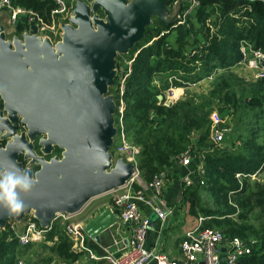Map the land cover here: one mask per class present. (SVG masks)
I'll return each mask as SVG.
<instances>
[{
    "label": "water",
    "instance_id": "obj_1",
    "mask_svg": "<svg viewBox=\"0 0 264 264\" xmlns=\"http://www.w3.org/2000/svg\"><path fill=\"white\" fill-rule=\"evenodd\" d=\"M90 1L75 0L54 45L35 25L11 39L0 25V229L26 214L47 226L55 213H78L131 175L133 165L122 157L113 163L111 153L116 57L142 39L154 15L163 23L176 18L162 16L163 0ZM18 121L26 127L20 134ZM38 135L45 153L56 146L61 155L38 157L31 143ZM115 221L105 207L83 228L99 241L102 233L111 238Z\"/></svg>",
    "mask_w": 264,
    "mask_h": 264
},
{
    "label": "trees",
    "instance_id": "obj_2",
    "mask_svg": "<svg viewBox=\"0 0 264 264\" xmlns=\"http://www.w3.org/2000/svg\"><path fill=\"white\" fill-rule=\"evenodd\" d=\"M10 3L32 9L45 18L55 6L53 0H10ZM177 21L155 20L146 27L141 42L135 44L131 52L129 50V59L133 60L122 95L124 124L128 139L140 146L137 163L141 177L148 182L159 170L176 167L175 157L189 145L194 146L197 161L198 151L203 149L205 181L201 185L196 181L182 189V199L189 202L192 214L207 216L202 227L219 228L228 237L238 236L244 240L250 246L248 264H264V222L258 228L247 223L248 205L241 199L247 190L260 195L256 201L264 218L263 184L249 180L264 168V143L257 142L254 136L246 141L243 152L208 150L210 145L205 140L210 111L201 113V110L209 103L201 105L195 99L163 103L165 91L172 83H194L241 62L242 42L264 51V0H199V5L183 23ZM20 26L23 27L19 23L17 27ZM115 83L116 87H109L108 91L114 93L117 104V77ZM213 84L216 89L210 96L217 95L230 108L241 104L234 85L225 75L217 74ZM250 93L249 102L243 100L242 103L257 107L253 114L261 117L262 122L256 131L264 130V78ZM195 132L199 133L193 139ZM237 172L243 174L240 179L235 176ZM206 183L213 199L210 205L203 203L200 197V189ZM237 204L243 211L237 209ZM251 238L256 242L252 243ZM45 242L52 243L49 250L56 255L68 261L76 259L77 254L70 250L71 242L58 222L46 233ZM20 248L23 247L6 222L0 229V264H18L17 249Z\"/></svg>",
    "mask_w": 264,
    "mask_h": 264
},
{
    "label": "built area",
    "instance_id": "obj_3",
    "mask_svg": "<svg viewBox=\"0 0 264 264\" xmlns=\"http://www.w3.org/2000/svg\"><path fill=\"white\" fill-rule=\"evenodd\" d=\"M83 1L91 2L90 0ZM182 1L184 2L183 8L175 19L178 20V23H183L187 15L199 5V0ZM53 2L55 6L46 18L32 9L13 6L10 0H0V11L7 13L8 24L15 25L21 18L26 20L28 27L20 34L28 32L30 26L35 25L36 35L43 39L48 38L54 45L61 40V23L67 22V18L71 16L75 0H72L71 6L67 0H53ZM103 16V13H99V17L103 18ZM239 50L242 53V60L247 61L249 66L258 69L257 77L264 78V51L253 48L247 42H242ZM132 60V58L128 59L125 65L117 62L118 68H115L119 98L114 113L116 133L113 140L114 152L117 156L112 160L114 163L117 157H122L125 162L131 163L133 168L130 177L124 184L109 191L112 194L111 201L106 205L115 215L116 221L131 225V231L125 244L114 252L107 249L101 255L94 253L88 244V240H93V237L84 230V223L72 219L76 213L65 212L55 213L47 226H41L38 221L34 220L32 214H26L21 221H16L20 224L18 227L10 226L14 231V237L21 247L44 242L46 233L52 228L54 222H58L62 225L63 233L71 242L70 250L74 253H85L91 261L100 262L98 264H150L152 261H155V264H221V247L223 245L227 247L226 264H235L241 256L250 253V246L238 236H226L219 228L202 227V222L205 219L202 215L198 217L195 225L184 232L179 243V258L169 257L158 249L146 247L149 219L144 214L143 208L154 213L161 222L168 219L171 210L167 205L165 189L171 167L159 170L148 182L141 177L137 163L140 146L128 139L124 124L125 103L122 95L125 89V79L131 72ZM181 92L183 93L182 90ZM166 95L168 100H163L164 104L176 102L181 96L176 94L171 86L166 90ZM159 99H162L161 95H159ZM208 118L210 138L213 143H220L224 132L230 128L221 126L223 117L216 112L210 113ZM17 126L25 127L21 123ZM194 155V146L189 145L175 157L176 164L186 167V171L179 178L185 187L196 181L201 185L205 181L203 156L199 153L197 161L194 160ZM242 175L241 172L235 174L238 179ZM18 264H22V261L19 260Z\"/></svg>",
    "mask_w": 264,
    "mask_h": 264
},
{
    "label": "rangeland",
    "instance_id": "obj_4",
    "mask_svg": "<svg viewBox=\"0 0 264 264\" xmlns=\"http://www.w3.org/2000/svg\"><path fill=\"white\" fill-rule=\"evenodd\" d=\"M69 5H72V0H67ZM163 12L161 13L163 17H166V19H172L175 17V13H179L181 11V8L184 4L182 0H163ZM179 6L181 7L180 10ZM179 11V12H178ZM101 14L102 12L99 11ZM173 18V19H174ZM159 20L158 15H154L152 17L151 24L155 21ZM150 24V25H151ZM0 25L2 26V30L5 33V36L11 39L13 35H20L21 33V26L20 27H14L13 25L7 23V17L4 11H0ZM141 40L138 42L140 43ZM137 44V43H136ZM132 49H130V52ZM129 52L118 54L116 57V69L118 68L117 64L125 65L126 61L129 59ZM118 62V63H117ZM258 69L255 67L249 66L247 61L241 60V62L236 63L232 67L226 70H220L214 74L212 77H206L203 78L197 82L194 83H186V82H180V84L175 85L172 83L170 85L174 90L176 94L181 95L179 99L176 101L182 100V99H195V101L201 103L203 105L204 102H208V105H205L204 108L201 110V113L208 112V114L216 112L219 115L223 117V123L221 126L229 127L230 129L226 132H224L223 139L220 143H213V141L210 138V135L208 133L207 140H205V143L209 144L210 147H207L208 150H214L217 152L222 151H230L233 153L243 152L244 145L248 139H251L255 136V139L257 142H260L261 144L264 143V130L263 128L259 131H256L258 127L261 126L262 118L261 117H255L253 112L257 109V107H249L244 106L242 101H246V103L249 102V98L251 97L250 91L257 86L258 81H260L261 77H257ZM217 74L219 75H225L226 78L229 79L230 83L234 85L235 92L237 96L239 97L241 104L237 105L236 107H228L227 104L218 98L217 95L210 96L209 93L211 91H214L216 88L213 84ZM115 83V80H114ZM112 84L110 87L113 89L116 87V83ZM169 86V87H170ZM183 91V93L181 92ZM108 93L114 95V93L111 91ZM203 97L204 99L201 100ZM159 98V96H158ZM167 101V95L165 91L164 95V101ZM175 103V102H173ZM245 103V102H244ZM25 127H18L16 129V132L20 134L21 132H24ZM199 132H195V134H192L193 139L197 138ZM41 135L36 136L34 140L31 141L33 151L37 154L38 157L49 159L51 156H60L61 150L54 146L50 153H45L43 151L42 145L39 144V139ZM205 149V150H206ZM197 150V148H196ZM203 150V149H202ZM202 150H197L202 156L205 154L202 152ZM115 148L114 145L111 147V153L113 155V159L117 156V154L114 152ZM22 161L25 166L32 167L35 169L36 165H39V162L37 160L33 161L31 157H24L23 155ZM256 180L258 183L263 184L261 186L262 189H264V168L263 170L258 173L256 176H253L249 180L253 181ZM208 183H206L204 186L200 189V197L201 201L206 204H212V196L209 192L208 187H206ZM251 189V186H249ZM1 191V189H0ZM111 193L106 192L103 194H100L98 196L93 197L90 199V201L84 206V210L81 214H78L75 217H79L80 215H90L91 210L94 206L98 204H109L111 201ZM257 198H261L258 194H251L249 190L244 192L242 195L243 200H246L247 203V212H246V222L253 225L254 227L258 228L263 225L264 218L263 214L261 213L260 206L257 204ZM264 198V195L262 196ZM236 202V201H235ZM237 203V202H236ZM237 209L241 212L243 211V207H241L239 204H237ZM83 209V208H82ZM246 210V209H245ZM73 217L72 219H76ZM90 218V217H88ZM7 223L9 226H15L18 227L20 224L16 222L15 220H8ZM62 226V225H60ZM253 237V236H252ZM37 242L32 245L25 246L23 248L17 249L18 255L20 257L18 258L20 261H22L23 264H62L66 261V259L56 255L52 251L49 250V246L51 244H48L47 242Z\"/></svg>",
    "mask_w": 264,
    "mask_h": 264
},
{
    "label": "crops",
    "instance_id": "obj_5",
    "mask_svg": "<svg viewBox=\"0 0 264 264\" xmlns=\"http://www.w3.org/2000/svg\"><path fill=\"white\" fill-rule=\"evenodd\" d=\"M7 17V13L4 11ZM22 25L21 31H24L28 24L24 18L19 19L18 21ZM19 23H17L19 25ZM17 24L13 25L14 27L18 26ZM12 26V25H10ZM186 171V167L179 164L176 167H171L169 172V178L166 184L165 195L167 199V205L171 210V214L168 216V219L164 222H161L157 216L151 211L143 208L144 214L149 219V229L147 231L145 245L147 248H155L164 253L169 257L179 258L180 257V248L179 243L184 236V232L196 224L198 217L200 215L204 216L201 213L192 214L190 211L189 202L182 199L181 192L185 188L183 183L179 180L182 173ZM234 204V203H232ZM107 204H98L93 207L90 215H80L75 217L78 214H81L84 210L81 209L78 213L75 214V221H81L85 223L89 218L96 215L101 209L107 207ZM207 218V216H204ZM205 218V219H206ZM204 219V220H205ZM235 221H238L236 217H233ZM203 220V221H204ZM131 231V225L128 223H123L120 221H115L111 226V238L108 234L102 233L101 239L99 241L88 240L89 246L92 248L93 252L101 255L109 251H116L126 242V238L129 236ZM256 239L251 238V242ZM252 242V243H255ZM52 244L51 242H47ZM32 245V244H31ZM74 253V252H73ZM77 257L73 261L66 260L62 264H98V261H91L85 253H75ZM227 254V247L223 245L221 247V264H226L225 258ZM248 255L241 256L235 264H248L247 263Z\"/></svg>",
    "mask_w": 264,
    "mask_h": 264
},
{
    "label": "flooded vegetation",
    "instance_id": "obj_6",
    "mask_svg": "<svg viewBox=\"0 0 264 264\" xmlns=\"http://www.w3.org/2000/svg\"><path fill=\"white\" fill-rule=\"evenodd\" d=\"M6 37V36H5ZM6 39H10L9 37L7 38L6 37ZM0 108L2 109V100L0 99ZM17 125H19L20 123H19V121L16 123ZM22 158V157H21ZM23 160V159H22Z\"/></svg>",
    "mask_w": 264,
    "mask_h": 264
}]
</instances>
